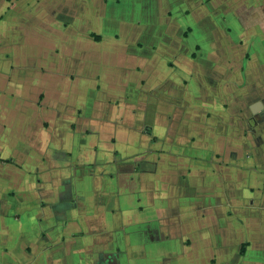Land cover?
Masks as SVG:
<instances>
[{
    "label": "crops",
    "instance_id": "0c3cea01",
    "mask_svg": "<svg viewBox=\"0 0 264 264\" xmlns=\"http://www.w3.org/2000/svg\"><path fill=\"white\" fill-rule=\"evenodd\" d=\"M0 264H264V0H0Z\"/></svg>",
    "mask_w": 264,
    "mask_h": 264
}]
</instances>
